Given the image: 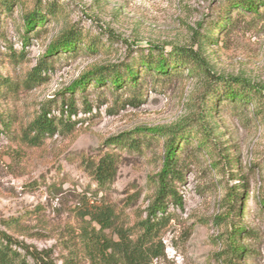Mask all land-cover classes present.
<instances>
[{
	"label": "rangeland",
	"instance_id": "1",
	"mask_svg": "<svg viewBox=\"0 0 264 264\" xmlns=\"http://www.w3.org/2000/svg\"><path fill=\"white\" fill-rule=\"evenodd\" d=\"M225 1L17 0L9 11L0 4V80L19 85L17 93L0 99V108L14 113L18 124L24 125L50 101L51 115L58 117L61 101L69 98L65 90L82 73L92 67L127 63L153 48L165 54L173 48H190L202 55L216 77L245 79L264 88V9L258 15L234 11L233 25L221 41L209 45L202 39ZM35 4L53 15L23 44V13ZM71 26L96 42V50L59 56L44 83L22 87L51 41ZM185 73L163 83L145 77L137 89L142 94L140 103L130 104L135 93L130 90L115 93L107 87H88L77 92L72 97L77 113L70 118L75 128L69 134L47 137L39 148H22L0 133V231L5 230L4 219L38 209L44 224L30 215L27 224L34 236L18 239L38 250L52 249L53 256L59 257L60 248L47 230L74 221L81 201L91 204L103 198L121 206L135 195L132 210L144 208L153 191L149 179L160 169L161 140L145 141L141 154L121 151L114 182L96 197V186L79 157H97L106 150V140L138 127L171 130L197 118L205 78ZM206 121L217 147L231 146L237 151L240 173L248 183L242 220L249 230L244 244L253 253L244 264H264V206L260 203L264 197V100H253L247 107L223 104ZM195 126L190 127L193 133ZM182 159L186 168L178 192L183 210L169 209L172 219L162 235L164 255L152 264H220L223 227L214 217L222 211L219 202L226 190L238 180L218 174L207 155L192 147L183 152Z\"/></svg>",
	"mask_w": 264,
	"mask_h": 264
},
{
	"label": "trees",
	"instance_id": "2",
	"mask_svg": "<svg viewBox=\"0 0 264 264\" xmlns=\"http://www.w3.org/2000/svg\"><path fill=\"white\" fill-rule=\"evenodd\" d=\"M14 2L17 0H0L6 11L11 9ZM260 9H264V0H226L217 21L209 25L202 39L209 45L217 44L229 33L234 11L258 15ZM52 15L53 12L45 11L39 4L25 10L23 44H28L29 35L43 27ZM96 48L97 43L88 39L78 28L71 26L63 30L47 46L44 55L25 76L21 86L31 89L44 83L53 69V60L59 56L75 54L79 50L90 53ZM184 72L188 77L200 75L205 78L197 118L195 116L171 130L138 127L106 140V150L97 157H79L82 169L96 186L93 193L96 197L98 191H104L114 182L121 162V151L141 154L145 141L161 140L160 169L149 179L153 191L146 206L132 210L137 198L135 195L129 196L121 206L106 202L103 198L91 204L81 201L74 210V221L67 220L61 226L47 230L60 248L59 257L53 256L52 249L38 250L18 239L34 236L27 224L32 219L30 215L34 214L33 218L39 224L43 223L42 212L38 209L27 215L4 219L2 225L5 230L0 231V264H152L164 255L162 235L172 219L169 209L183 210L178 186L184 182L185 176L186 164L183 163L182 154L189 147L207 155L210 167L218 174H227L238 180L220 200L219 208L222 211L214 217V221L223 227L220 235L223 247L218 254L220 264L245 263L253 253L244 244L249 230L242 220L248 198V183L245 175L240 173L241 162L237 151L231 146L215 145L206 117L219 112L223 104L247 107L253 100H264L261 92L264 88L245 79L216 77L197 51L173 48L165 54L153 48L127 63L92 67L65 90L69 98L68 101H61L58 117L51 115L50 101L24 125L18 124L14 113L0 108V133L22 148H39L47 137L69 134L75 128V122L70 118L77 113L72 98L77 92H84L88 87H107L115 93L130 90L135 91L130 104L140 103L142 94L137 89L145 77L163 83L175 76L182 77ZM18 89L17 83L0 80V99L9 92L17 93ZM90 110L88 106L86 111ZM192 123L196 124L194 133L190 130ZM52 187L56 190L55 185ZM260 203L264 206V197ZM129 209L131 213H127Z\"/></svg>",
	"mask_w": 264,
	"mask_h": 264
}]
</instances>
